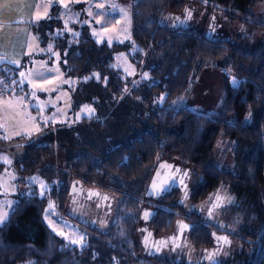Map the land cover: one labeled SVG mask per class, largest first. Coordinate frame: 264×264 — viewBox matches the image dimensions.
Returning a JSON list of instances; mask_svg holds the SVG:
<instances>
[{
	"label": "trees",
	"instance_id": "16d2710c",
	"mask_svg": "<svg viewBox=\"0 0 264 264\" xmlns=\"http://www.w3.org/2000/svg\"><path fill=\"white\" fill-rule=\"evenodd\" d=\"M259 1L131 0L128 31L122 42L99 41V34L86 24L88 16L83 14L81 22L66 21L58 5L51 6L50 19L30 25L36 47L42 50L51 45L63 75L79 81L84 93L102 96L108 103L126 99L125 106L133 111L140 132L125 144L103 142L101 149L84 142L75 155L65 158L63 168L45 163L53 153L51 139L44 135L31 139L14 167L28 177L37 176L47 189L44 196L34 182L16 189L14 212L9 210L7 222L0 224V264L150 263L138 255L135 230L148 180L159 162L193 173L196 185L189 195L193 204L202 202L219 185L227 186L239 200L232 214L237 213L241 226L233 239L251 249L240 264H264V20L250 12ZM190 9L194 15L199 10L229 20L239 18L243 26L261 33L258 46L242 51L228 39L210 38L200 31L203 18L195 27L184 21L178 25L177 18ZM118 53H124L125 60L135 65V78L125 76L116 66ZM33 55L46 57L38 52ZM26 57L19 67L0 64V81H18V70ZM202 69L217 72L223 80L222 112L170 107L174 98L188 92L192 77ZM234 78L238 85L233 84ZM12 88L19 94L27 92L25 85L23 92L19 86H11V92ZM219 136L234 142L233 172L212 162ZM70 182L120 199L116 219L107 231L86 230L87 247L68 244L44 220L47 203L64 216ZM175 198L176 194L166 198L162 202L166 207L153 217L150 229L155 235L170 232L176 218L203 220L178 208ZM194 223L189 244L194 249L207 246L211 226L204 221ZM156 263L171 264L165 259Z\"/></svg>",
	"mask_w": 264,
	"mask_h": 264
},
{
	"label": "rangeland",
	"instance_id": "374dc122",
	"mask_svg": "<svg viewBox=\"0 0 264 264\" xmlns=\"http://www.w3.org/2000/svg\"><path fill=\"white\" fill-rule=\"evenodd\" d=\"M130 2L131 0H63V3H61V0H52V4H49L48 7V14L52 5H58L61 11L65 12V19L69 22L77 19L81 22L84 14V17L88 16L85 21L90 26L91 31L99 34V41L122 42L128 31V15L125 17L117 9H123L128 14ZM41 3H48V0H37L36 5ZM65 3L68 5L67 9L64 7ZM99 4H103L104 7H97ZM191 10L190 12L193 15L184 22L194 24L195 27L198 24V19L203 18L204 24L200 31L210 38L228 39L236 48L242 51L252 50L258 46L261 33L258 30L243 26L239 18L229 20L221 15H209L199 10H195L196 13L194 15ZM37 11H40L43 17V8L38 9L36 7ZM89 12L92 14L90 15ZM250 12L256 19L264 20V0L257 2ZM179 18L181 19L183 16L181 15ZM97 20L100 23H97ZM47 49L40 50L36 48L34 38L31 37L29 39L26 51L27 57L18 70V79H21L19 76L21 71L27 75L35 69L41 71L47 68L52 69V72H45L47 80H51L52 84L44 81H37V83H43L46 89L55 87L57 90L42 91L36 89L38 100L28 98L24 101V104L28 105L37 102L47 104L52 101L54 106L49 104L44 108L42 114L28 107L20 109L0 106V125H4V127H0V214L9 211L2 202L5 200L14 202V196L17 193L16 189L19 187L20 189L21 187L26 188L28 184L34 182L36 184L34 186L39 191L38 193L40 194L41 192L40 181L37 176L28 177L22 172L16 171L14 167L15 160L21 156L23 147L31 139L42 135L51 139L54 142L53 153L49 159L45 160V163L51 164L55 168H63L65 158L75 155L78 148H80V144L84 142L101 149L103 142L105 145L109 142V144H125L140 132V128L136 123L137 118L133 116V111H128L125 106L127 104L126 99H118L108 103L102 96L93 94L91 97L84 93L80 88L79 81L63 75L57 54L48 52L46 51ZM37 52L46 54V57H35L33 54ZM28 53H31V55H28ZM115 62L125 76H130L131 79L137 76L135 65L125 60L124 53H118L115 56ZM41 65H44V68H41ZM62 81L69 82L62 83ZM24 85L27 87V92L19 94L12 91L7 98L14 100L16 96H25L32 91L31 84L25 83ZM224 96L225 87L220 74L211 69H202L192 77L188 92L185 95L174 98L169 103V106L172 108L186 106L199 113L219 114L222 112ZM25 113L28 114V117H37V120L32 121L25 116ZM42 116L54 117V120H49L45 125L42 121ZM36 124H39V132L34 130ZM26 130L30 131L31 135L24 134ZM16 132H21V135H15ZM5 135L10 138L3 139ZM233 146L234 142L222 136L217 138L212 152V162L217 168L229 172L235 170L232 156ZM5 157L11 163H6L3 159ZM192 175L193 173L188 171V178H185L186 180L184 181L188 190L187 195L196 185ZM5 188L8 191L7 196L3 195ZM217 194L222 197H231L232 203L224 202L213 208V204L217 203L215 199ZM187 195L180 196L178 199L177 205L183 211L189 213L200 209L202 219H206L205 216L208 215L209 218L206 221L211 224H218V226L232 234L237 233L241 226V219L237 213L232 214V210L239 205V200L230 192L227 186L219 185L204 201L197 204L190 203ZM110 197H112L113 201L112 211L107 217L105 225L93 226L95 231H107L116 219V205L119 204L120 199L113 195H110ZM173 203L171 202V204ZM46 205V210H48L49 204L47 203ZM227 209L228 212L225 214L224 211ZM46 210L44 214L46 224L54 234L68 244H70L71 239H78L81 236L84 237L85 233L87 234L86 230L90 226L89 220L80 218L81 225L72 223L71 219H76L74 210L65 208L64 216L62 217L54 209L52 214H49ZM227 216H229V220ZM216 217L221 219V222H217L218 219ZM225 217L228 223L223 221ZM61 231L64 233L63 236L58 234ZM250 253L251 249L242 246L235 238L234 241L224 247L221 253L215 252L211 256L212 259L202 257L200 261V253L193 250L188 240H186L178 247H169L167 252L160 254L159 258L167 259L171 264H240L242 256L248 257Z\"/></svg>",
	"mask_w": 264,
	"mask_h": 264
},
{
	"label": "flooded vegetation",
	"instance_id": "af4514ba",
	"mask_svg": "<svg viewBox=\"0 0 264 264\" xmlns=\"http://www.w3.org/2000/svg\"><path fill=\"white\" fill-rule=\"evenodd\" d=\"M187 13L188 12H184L183 18L177 20L178 25H183L181 21H185L188 19ZM174 27L177 28V25H174ZM158 164L159 165L154 173L155 176L152 180V184L153 181L156 180L161 187H165L166 185L164 184V181L167 180L169 181V184H171L172 179H175L176 183L168 186V190L161 192L159 195L153 193L151 185L146 198L142 201L138 212L139 222L135 230V240L138 244V255L145 258V261L150 262V264H157L156 260L163 259L159 258L162 252H167V249L169 247H178L179 245H181V243H184L186 240H188V234L194 228V226L197 225L194 223V220L200 223L201 221H204L209 226H211V228H208L209 244L202 248H193V250H195L197 253H200L199 260L201 261L202 257L209 258V256H212L213 254H215V252L221 253L228 243H224L222 240H218V237H226L230 243L234 241L233 234L225 230L221 226H218V224L215 225L206 221V219L209 218L208 215L205 216L206 219H203L201 221L197 218H191L188 216L176 218L173 222L171 231L164 235H155L154 232L150 229V223L153 217L156 215L157 211L160 208L166 207L162 204V202L166 198H170L173 194H176V198L174 199V201L177 205L179 197L187 195L186 193L188 192L185 187L184 181L186 180L185 178H188L189 170L178 165L169 164L166 162H159ZM161 165H168L171 167H161ZM155 167L153 168L151 175L154 172ZM176 169H179V172H177ZM158 172L160 173L159 177H157ZM185 172L187 173V176L184 175ZM192 178L194 179L193 175ZM181 180H183V183L180 182ZM69 189L70 192H68ZM192 191H190L187 195L188 201L189 195L192 193ZM67 194L68 195L65 208L74 210L76 216V219H71L72 223L81 225V222L79 221L80 218L89 220V230H95V228H93V226L95 225L106 224V219L110 215L113 207L112 197H110V195L113 194L98 191L96 189H90L76 182L69 183ZM105 197H107V199H105ZM116 206H118V204ZM178 208L181 207L178 206ZM224 212L225 214H227L228 209ZM145 213L149 214L147 218H145ZM189 213H193L202 218L200 209H196L194 212ZM227 218L229 220V216H227ZM227 218L225 217L223 221L228 223V220H226ZM190 219H192V221ZM217 219V222H221V219ZM181 225H187L188 227L182 228ZM165 260L168 261L167 259Z\"/></svg>",
	"mask_w": 264,
	"mask_h": 264
},
{
	"label": "snow or ice",
	"instance_id": "6c2138e0",
	"mask_svg": "<svg viewBox=\"0 0 264 264\" xmlns=\"http://www.w3.org/2000/svg\"><path fill=\"white\" fill-rule=\"evenodd\" d=\"M206 2V0H205ZM61 3H63V0H61ZM49 4H52V0H48V3H41V4H38L36 5V7L39 9V8H43V17L41 15V12L40 11H37L35 13V21L34 22H39L42 18L44 17H47V18H51L48 16V7H49ZM55 6V5H53ZM2 7L4 8H7L8 7V4H7V0H5V3L2 5ZM64 7L67 9L68 8V5L65 3L64 4ZM97 7H100V8H103L104 5L103 4H99L97 5ZM118 12L122 13L125 17H127V12H125L123 9H117ZM89 14L91 15L92 13L89 12ZM78 15V14H77ZM191 15L192 13L189 11L187 13V18L190 19L191 18ZM179 19V18H177ZM97 23H100L99 20H97ZM181 23H183V21H181ZM48 52H51L52 51V46L49 45L48 49L46 50ZM28 55H31V53H28ZM5 60L4 58L0 57V64L4 63ZM7 63L9 64H15L17 67L20 66V62L19 61H12V60H8ZM41 68H44V65H41ZM53 70L50 69V68H47L45 69L44 71H41V70H38V69H35L31 72H29L27 75L25 74V72L21 71L19 73V76L21 77L20 80H11V83H7L5 81H0V106L4 107V108H20V109H23L25 107H28V108H32V109H35L37 110L38 112H40L41 114L43 113V110L45 107H47L49 104H51L52 106H54V102L52 101H49L47 104L43 103V102H37V103H30L28 105H25L24 104V101L28 98H31L32 100H38V97L36 96V89H40L42 91H56L57 89L55 87L51 88V89H46L44 87V84L43 83H37V81H44L45 83H48V84H52L53 82L51 80H47L46 78V75H45V72H52ZM69 81H62V83H68ZM233 84L234 85H238L239 84V81H237L235 78L233 79ZM25 83H28V84H31L32 86V91H30L28 94H26L25 96H16L15 99H8L7 96L9 94V90H10V87L11 86H19V90L21 92H23V86ZM12 91L14 92L15 89L12 88ZM59 111V110H58ZM25 116L28 117V114L25 113ZM30 118L32 121H36L37 120V117H28ZM42 118V121L43 123L46 125L49 120H54V117H41ZM0 127H4V125H0ZM35 131L39 132L40 128H39V124H36L35 126ZM24 134L26 135H31V132L30 131H25ZM15 135H21V132H16ZM10 137L5 135L3 137V139H9ZM4 161L6 163H11V161H8L7 158H3ZM161 167H171V166H168V165H161ZM177 172H179V169H176ZM160 173L158 172L157 173V177H159ZM185 176H187V173L185 172L184 173ZM14 179V177H13ZM181 183H183V180L180 181ZM176 181L175 179H172L171 180V184H175ZM164 184L166 185L165 187H161L160 184L154 180L153 181V184H152V191L154 194H157L159 195L161 192L163 191H167L168 190V186H171V184H169V181H164ZM41 192H40V195L41 196H44L45 195V191L47 189V186L44 185L42 182H41ZM186 187V186H185ZM13 191H14V188H13ZM3 195L7 196L8 195V191H7V188H5V191L3 193ZM98 195V194H97ZM105 199H107V197H105ZM216 204H213V208L215 207H218L221 203H232V198L231 197H222L221 195L217 194L216 195ZM4 206H6L10 211L14 212V208H13V202L11 201H7L5 200L4 202H2ZM54 208V205L50 204L49 205V209L46 210L49 214H52V210ZM149 214L148 213H145V218H147ZM210 215H211V212H210ZM9 217V212L8 211H5L3 212V214H0V224H5L7 222V218ZM182 228H186L188 227L187 225H181ZM55 230V229H54ZM59 235H64V233L61 231L58 233ZM150 235V234H149ZM218 240H222L224 243H229V241L227 240L226 237H218ZM70 244H73V245H79L81 247H87L86 243L84 242V237L81 236L79 237L78 239H71L70 240ZM209 259H212L211 255L209 256Z\"/></svg>",
	"mask_w": 264,
	"mask_h": 264
},
{
	"label": "crops",
	"instance_id": "0c3cea01",
	"mask_svg": "<svg viewBox=\"0 0 264 264\" xmlns=\"http://www.w3.org/2000/svg\"><path fill=\"white\" fill-rule=\"evenodd\" d=\"M4 3L0 0V57L4 63L20 62L32 37L30 25L35 21L37 0H7V8L2 7Z\"/></svg>",
	"mask_w": 264,
	"mask_h": 264
},
{
	"label": "water",
	"instance_id": "95a60500",
	"mask_svg": "<svg viewBox=\"0 0 264 264\" xmlns=\"http://www.w3.org/2000/svg\"><path fill=\"white\" fill-rule=\"evenodd\" d=\"M158 163L156 164V167H155V169H154V172L152 173V175H151V177H150V179H149V182H148V184H147V186H146V189H145V194H144V197L146 198V196H147V193H148V191H149V189H150V187H151V185H152V180H153V178H154V176H155V171H156V168L158 167ZM70 188H71V184H70ZM68 192H70V189L68 190Z\"/></svg>",
	"mask_w": 264,
	"mask_h": 264
},
{
	"label": "built area",
	"instance_id": "2783aa9c",
	"mask_svg": "<svg viewBox=\"0 0 264 264\" xmlns=\"http://www.w3.org/2000/svg\"><path fill=\"white\" fill-rule=\"evenodd\" d=\"M10 92H11V89H10Z\"/></svg>",
	"mask_w": 264,
	"mask_h": 264
}]
</instances>
